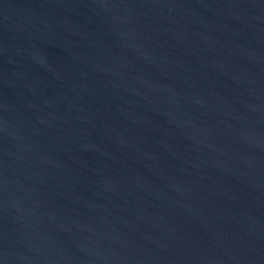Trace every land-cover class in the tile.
<instances>
[{
    "label": "water",
    "instance_id": "95a60500",
    "mask_svg": "<svg viewBox=\"0 0 264 264\" xmlns=\"http://www.w3.org/2000/svg\"><path fill=\"white\" fill-rule=\"evenodd\" d=\"M0 264H264V0H0Z\"/></svg>",
    "mask_w": 264,
    "mask_h": 264
}]
</instances>
